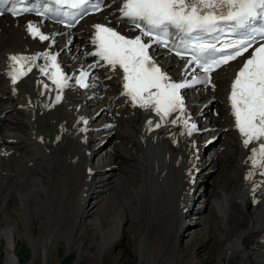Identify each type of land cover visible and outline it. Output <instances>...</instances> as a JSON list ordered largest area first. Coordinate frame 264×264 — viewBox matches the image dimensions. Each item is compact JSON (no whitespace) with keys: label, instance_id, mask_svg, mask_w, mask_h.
Instances as JSON below:
<instances>
[{"label":"bare ground","instance_id":"6f19581e","mask_svg":"<svg viewBox=\"0 0 264 264\" xmlns=\"http://www.w3.org/2000/svg\"><path fill=\"white\" fill-rule=\"evenodd\" d=\"M117 17L118 14H113L112 10L109 9L104 13L97 14L91 19L81 22L74 30L68 32L59 30L57 27L41 24L38 19L31 17H22L16 20L9 19L5 16L0 17V44L6 46L4 47L3 57L5 56L7 59V61H2V63H0V80L6 81L4 82L5 89L2 95H4L6 101L8 100L11 102L14 111H21L27 118L31 117L29 113H32L34 110L37 100L40 103V109L38 110H40V118H42L39 122H34L35 120L31 119L32 117L30 118L31 120H27L29 128H27L25 138L20 135L8 136L4 135L2 130V122L6 118L2 120L1 114L7 116L9 112L7 113L6 110L12 107L10 105L5 110H1L0 108V159L8 161L11 158L20 157L18 155V148L14 147L13 144H19L21 142L26 143L24 147L20 145L23 148L29 147L31 150L33 149L31 153L36 158H39V156L36 155L40 153H42V155L44 153V155L47 156L46 150L50 148L47 145H52L53 148L55 147L58 149H56L57 152L61 153L64 159H75V161H72L74 163H79V165L81 164L80 166L84 171V180L82 176V185L79 183V188L77 189L81 196L78 204V210H80L78 219H81L85 213L86 199H91L92 196L97 195L96 191H93L90 195V190L93 185L92 180H94V178L92 175H87V170L88 172L91 170L95 173L97 172V178L100 176L98 173H101L102 168L111 167L110 171L105 173V175L111 174L113 173L112 169L115 168V165H118V154L122 153L117 150L109 152L110 161H103L101 167L88 164V159L98 154L101 148H103V146L95 148L90 145L93 143L92 136L94 134H105L108 136L107 145L112 137L120 135L116 131L119 125L118 120L124 119L137 125V132H134L131 127L129 129L130 136H125L123 139L132 141L130 143L136 145L139 149L138 161L141 169V184L137 188L138 192L144 193L151 190L150 197L155 195V192H152L150 186L149 188H145L146 180L149 181L147 171L150 168V165L147 163L146 154L148 151H146V149L147 147H152L155 152L159 151L162 153L157 154L156 158L160 160L158 156L161 155L162 159L160 163L159 161L152 162L151 168L153 170H164L166 172L167 177L165 178V183L168 186L170 185L173 193H175V197H173V199L170 197L169 200H172V204L176 201L177 206L179 205V214L181 216L184 209L189 207V194L192 185L188 183V178L198 168V165L196 162L197 155L193 154L190 142V139L194 140L196 138H188L189 135H187L183 123H170L172 119L180 115L179 113H173L171 115L168 126L164 129H149L151 125L149 121L152 123L149 114L145 110H141L138 106H133L128 97L121 95L122 91L120 90L119 82L123 76L119 71H110L105 74L94 71V77L90 85L96 83V94L92 97H89V95L82 96L84 90L79 91V89L73 86L71 87V85H68V87L63 90L57 89L55 84L49 85L47 83V77L42 78L40 76L41 71L38 66L47 65L46 72L48 74L54 72L55 68L52 67V62L46 60L43 55L34 62L31 60L21 62L23 64L22 71L24 74L20 76V79L15 85L11 82V78L8 75L10 66L14 63L9 60L10 56L18 55L31 57L37 53L42 54L45 52L50 56L55 53L58 54L59 52L66 54L64 58H59L61 70L66 74L70 75L81 71V68L88 69L91 60H87L85 54L90 50L91 39L95 36L94 25L101 24L111 26L117 31H122L123 23L119 21ZM29 21L36 25L40 29V33L48 36L49 39L42 41L39 39V36L34 38L30 35L26 29V24ZM127 32L133 31L127 29ZM59 43H62V49L57 46ZM155 61L163 65L165 73L172 78H177L179 76L178 68L182 67L184 64V61L172 58L170 60L169 58H158ZM166 64H168L167 68ZM15 67L20 68L21 64H15ZM29 68L31 71H29ZM234 68L235 65L230 64L222 69L224 77L221 82L224 84V89H226L234 75ZM108 76H113V79L117 80L118 87L110 86L111 82L105 80ZM213 84L216 87L218 83L216 84L215 82ZM6 85L8 87H6ZM45 85H47V88ZM212 88L189 93V100H191V102L184 98L186 107L183 114L185 118H190V123L195 124H199L202 118L208 119L210 118L209 115H212L210 125L207 126V128L211 131L212 135H217L221 142L216 149L212 150L211 154H213V157L212 159L210 158L211 162L206 168L202 169V171L208 170L210 172L218 167H222V165H226L230 159V150L232 146H229V144L225 142L227 135L231 134L236 138L233 128V117L230 113L226 97L228 87L227 90H213ZM14 89L15 92L13 91ZM29 90L35 93L34 95L36 98H34L33 95V97L31 96V93L28 92ZM76 92H78L77 95ZM58 94L61 96L59 102L56 101ZM86 98L87 102L98 101V110L93 114L84 111L87 106L85 105L87 103L84 102ZM199 98L201 99L199 100ZM208 100H210L211 106L207 104ZM218 100L219 103L223 105L221 107V112L217 111L216 108H214L215 106L213 107V103ZM195 107H197L198 110L193 112L192 110ZM202 107L204 108L202 109ZM89 117L90 120L95 117H101V119L104 120L102 125H98L93 121V127L99 126L100 128L96 132L92 133V129L89 131L88 126L84 124V120ZM113 122L115 123L114 126ZM45 127L54 130L55 140L53 143L43 137L42 131ZM197 129L198 131L194 132L190 137L198 135L200 130L198 127ZM182 132L185 134L181 135ZM236 140L238 143V139ZM241 146L242 147L238 146L240 147L238 151H234L233 149L235 156L238 154V161L235 162L234 165L222 167L225 171V176L222 177V180L216 185V190H213L215 194L217 190H219L217 199H214L210 193L208 194L206 192L208 181L204 182V178H207V176L203 177V179L200 177V188H203L202 194L200 192L201 198L204 200L203 207L206 208L207 205L212 204L214 208L219 211L218 216L222 215V241L220 245L208 251H204V255H208L207 260L200 258L197 254H193V256L190 255L191 257L180 258V260L173 259L172 250H168L163 241L167 242L169 237L179 235L183 226L181 223L178 224V222H175L176 219L179 220V217L168 208L169 212L166 211L165 215L170 213L172 228L173 225L175 228H173V232L171 227L167 229L166 234L162 236L166 238L165 240L162 238V242L159 240L158 242H148L144 234H139L138 238L135 237L133 239L132 251L134 255L139 258V264H264V185L257 187V183H254L251 176L249 177L246 166L250 164L251 153L249 148L243 146L242 142ZM27 161L29 163H26ZM26 162L23 163L27 166L32 164V160H26ZM8 166L10 167V165ZM0 170L1 172L5 170L4 164H0ZM7 170L6 168V171ZM29 170H31L30 175H19L17 173L18 171H11V173H9V175H11L9 176L10 183L8 184V182H5L7 189H15L13 197L17 201L20 210L18 225L23 224L24 230L19 232L16 227L0 225V238L4 241L3 264H16L14 260L16 255H13V253L15 252L16 242L19 241L20 238L24 239L23 237L26 238L25 240H29L28 242L32 244L36 252H38L37 250L42 252L41 264L51 263L52 251L55 246L59 245L58 248L62 247L60 245V240H63L64 243L66 242L69 246L76 245V248L83 246L85 242L87 243L86 248L81 253L77 250L79 254L73 264H119L118 262L119 258L122 256V250L118 248L123 240L128 237V229L125 227V208L120 206V204L118 205L113 197H110V200H106L103 204L104 207L105 204L111 203L110 213H112V215L110 219L105 220L104 215L101 213V209L97 211L98 213L95 212L92 220L93 225L89 226L86 235L75 239L65 233H57L54 228L46 233L44 237H35L34 234L30 233V226L26 225V214L32 210V207L41 206L45 208L46 205L42 199L44 190L42 188V183L38 179L40 177L38 169L33 166L32 168L29 167ZM95 173L93 175H95ZM6 179L8 178H5V181ZM97 183L98 185L102 184L100 188H103V190L97 192L98 194L102 193L100 194V196H102L110 183L105 181H99ZM113 188L114 187H112L111 190ZM14 198H12V200H14ZM30 199H33V203ZM192 199L194 200V198ZM103 210L105 211L104 208ZM187 212L185 214H187ZM205 223L209 227V229L207 228L208 231H212V228L209 226L210 224L214 225L216 229L212 215L205 218ZM218 229H220L219 226L216 230ZM258 245H260V247H258ZM70 248L72 249V247ZM59 251L60 250H58V252ZM240 252L244 254H240Z\"/></svg>","mask_w":264,"mask_h":264},{"label":"snow or ice","instance_id":"6c2138e0","mask_svg":"<svg viewBox=\"0 0 264 264\" xmlns=\"http://www.w3.org/2000/svg\"><path fill=\"white\" fill-rule=\"evenodd\" d=\"M0 3L11 4V7L0 9V15L8 13L16 17L36 11L38 15L43 16L51 11L49 8L41 12L30 7H17L25 4L26 0H0ZM56 3L78 8L87 4L88 0H56ZM102 3L103 0H96L93 10H101ZM119 13L120 19H127L139 30V35L128 38L112 27L94 25L93 43L96 45V51L88 54L99 59L89 67H101L103 65L100 61H103L104 65L110 66L113 71L122 70L121 95L127 96L133 106L155 111L165 123L169 122L168 117L173 113H179L180 115L170 123H183L189 136L198 129L195 123H190V118L183 115L185 103L181 89L196 84H212L210 74L213 71L238 57H244L252 49L231 83L228 99L235 128L241 135L243 146L250 148L253 167L260 169V174L264 175V43H259L253 48V45L257 44V35L264 40V0H122ZM257 21L262 23L253 27ZM226 28L230 34L240 33L243 38L226 41L221 47L203 38L214 33L223 34ZM26 29L34 38L39 36L42 41L49 39L41 34L40 29L31 21L26 24ZM170 29L180 34V43L174 44L173 47H169L173 34ZM144 37H151V41L145 42ZM152 44L169 48V51H174L181 59L187 56L185 70L188 65L195 64L204 73L203 77L193 75L191 80L175 82L149 55ZM41 55L50 60L55 68L54 72L48 74L47 65L38 66L41 73L49 75L57 89L68 87L71 77L60 71L56 56H50L47 52L31 57L10 56L9 60L14 62L8 73L11 82L15 85L24 74L21 62H34ZM15 64H21V67L17 68ZM88 76V72L82 71L75 78L76 83L82 88H87ZM45 87L47 88V85ZM13 91L15 92V89ZM60 99L58 94L56 101L59 102ZM155 126L158 128L161 124L157 123ZM251 175L253 173H250L249 177Z\"/></svg>","mask_w":264,"mask_h":264},{"label":"rangeland","instance_id":"374dc122","mask_svg":"<svg viewBox=\"0 0 264 264\" xmlns=\"http://www.w3.org/2000/svg\"><path fill=\"white\" fill-rule=\"evenodd\" d=\"M4 47L6 46L0 44V63H2V60H5L3 57V51L5 50ZM223 75L224 74L219 73L216 76L215 82L216 84H218L214 90L223 88L224 84L221 82L224 77ZM111 86H114V84L112 83ZM2 88L3 85L0 82V91L3 90ZM28 92L31 93V96L33 95L34 98H36L34 95L35 93L32 90H29ZM7 101L4 96L0 93L1 110H5L11 105V102L8 101V103ZM86 105L87 106L84 111L91 113L94 112V110H96L98 107V104L95 105L94 103H88ZM213 107L216 108L217 111L221 112L222 104H220L218 100L213 103ZM35 108L32 113H29L32 117L30 118L35 120L34 122H39L42 118H40V110H38L40 109V103L37 100ZM13 109L14 107H12L11 109H7L6 111L7 113L9 112V114L7 116H4V118L2 119L4 120L6 118L2 122L3 133H14L18 136L20 135L21 137L25 138L27 128H29L26 120L31 119L29 117L28 119L25 115L22 114V112H19L17 110L14 111ZM211 118L212 115H210V119ZM118 123L119 125L116 131L120 135L115 136L113 138L112 144L110 143L109 145L110 147L114 146L109 149V152L114 150H117L120 153L122 152L121 154H118L119 160L117 161V170H114L113 173L108 174L111 176L106 180L110 179L108 182H110L111 184H109V186L106 188L105 192H107L104 196L100 197V194L102 193H97L98 191L103 190V188H100L102 184L99 185L98 189H96V187L94 186V188L92 187L90 195L93 192V189L94 191L96 190L97 195L92 196L91 199H86L87 203L85 204V213L83 214V217L81 219H78V213L80 212V210H78V204L81 197L79 190L77 189L79 188V183L80 185L82 183L81 181L83 171L80 168L81 166L79 167V163L76 162L77 164L73 165L71 161H75V159H64L61 153L57 152L58 149L55 147L53 148L52 145H47L48 147H50L46 150L48 153H50L49 156H44V153L43 155L42 153H40L36 155L39 156V158H36L31 153L33 149L31 150L29 147L23 148L26 144L25 142H21L20 144H14V147L18 148V155L20 157L14 159L11 158L8 161H3L0 159V164H4L5 166V173L4 171L1 172L0 170V225L16 227L18 228L19 232L24 230L23 224L18 225V216L20 214V210L17 201L13 197V194H15V189H7V187L5 186V182H8V184L10 183L9 176L11 175H9V173H11V171H18L17 173L19 175H30L31 170H29V167L32 168L34 166L37 167L38 172L40 174V177L38 179L43 185L42 188L44 192L42 194V199L45 202L46 207H32V210H30L26 214V225L30 226L29 229L31 234H34L35 237L40 238L46 236V233L55 228V231L57 233H65L71 236V238L77 239L81 236H84L86 235V231L89 229V226L93 225L92 220L95 212L98 213L97 211L101 209V213L104 215L105 220L110 219V216L112 215V213H110L111 203L105 204L104 207L103 204L106 200H110V197H113L115 201H117L118 205L120 204V206H123L126 210L125 227L126 229H128V237L123 240V242L118 248L119 250H122V256L119 258L118 263L139 264V258L136 257L132 251L133 239L135 237L138 238L139 234H144L148 242H158V240L162 242V238H164L162 236L166 234L167 229L171 227L173 232V228H175L174 225L172 228L170 213H167V215H165V212L168 211L169 208V210L171 212L173 211L177 216V213L175 211H178V209H176L175 203L173 202L172 204V200H169L170 197H172V199L173 197H175V193H173V191L167 192L165 195L164 190L161 189L158 197H156L153 201L149 199L151 190H148L144 193L138 192L137 188L141 184V171L139 169L140 164L138 163L139 149L136 145L130 143L132 141H129L128 139H123V137L125 136H130L129 129L131 127L134 132H137V125L135 123L128 122L124 119H119ZM225 140L227 144H230L232 146L230 150V159L226 164L228 166H231L238 161L237 157L235 156V153L233 152V149L235 148V142L233 137L231 136H228ZM20 145H23V147ZM151 148L152 147H149L146 150L148 151V153L146 154L147 163H152L156 161H159L160 163L162 157L161 155H159L158 157L160 160H158V158H156V155L161 153L158 151L155 152L154 149ZM42 156H44L46 159H42ZM105 157V159H107V162H109L110 153ZM26 160H32V164H29L28 166L25 165L24 163L26 162ZM48 161L50 162V164L48 163ZM96 161L97 156L93 159V163H95ZM26 163L29 162L27 161ZM8 165H10V167ZM149 165L151 168V164ZM226 165H222V167H225ZM222 167L214 169L212 171V174L207 178V193H210L214 199L218 198L217 193L219 192V190H217L216 194L213 193V190H216V185L219 183V181L222 180V177L225 176V171ZM6 168L8 169L7 171ZM108 175L105 176L107 177ZM5 178L8 179H6L5 181ZM148 178L149 181H151L149 173ZM106 180L99 181L103 182ZM149 181L146 180L145 188H147L146 185ZM152 186L153 184L150 185V188H152ZM165 186L166 188L171 189L170 185L168 186L166 183ZM112 187L114 188L111 190ZM12 198H14V200H12ZM32 200L33 199H30L31 202ZM198 204L200 205V202H198L196 206ZM103 208L105 209V211L103 210ZM192 214H186V218L183 217L181 220L174 219L175 222H178V224H182L183 221H185L191 223V225L185 230L182 228L179 232V235H173L169 237L167 242L163 241L166 248L168 250H172L173 259L180 260V258H185L188 256L191 257L193 256V254H197L200 258L207 260L208 255H204V251H208L211 248L213 249L214 247L219 246L222 241V216H218L219 213L216 211V208H214L213 205H208L201 214H196V212ZM209 215L213 216L214 224L216 226V229L219 226V231L216 230L214 228V225L212 224L209 225L210 228H212V231H208L209 227L205 223V218ZM23 238L24 239L20 238L19 241L16 242L15 252L13 253V255H16V258L14 259L16 262H14L16 264H41L42 252L40 250H37L38 252H36L32 244L28 242L29 240H25V237ZM165 239L166 238H164V240ZM60 241V245L62 247L58 248L59 245H56V248L55 246L52 251V261L50 264H73L76 261L78 254L81 253L87 246V243L85 242L83 246L76 248V245L69 246L66 242L64 243L63 240ZM70 247H72V249ZM58 250L60 251L58 252ZM77 250L79 253L77 252ZM240 254L244 253L240 252ZM3 259L4 241L0 238V264H3Z\"/></svg>","mask_w":264,"mask_h":264},{"label":"water","instance_id":"95a60500","mask_svg":"<svg viewBox=\"0 0 264 264\" xmlns=\"http://www.w3.org/2000/svg\"><path fill=\"white\" fill-rule=\"evenodd\" d=\"M45 135H47L50 139H53V137H54V134H53V132L52 131H50V132H45Z\"/></svg>","mask_w":264,"mask_h":264}]
</instances>
